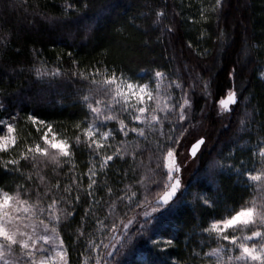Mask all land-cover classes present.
Listing matches in <instances>:
<instances>
[{"label":"trees","instance_id":"obj_1","mask_svg":"<svg viewBox=\"0 0 264 264\" xmlns=\"http://www.w3.org/2000/svg\"><path fill=\"white\" fill-rule=\"evenodd\" d=\"M69 3L72 0H0V104L4 106L0 120L16 124L17 152L38 142L39 133L27 120L31 114L52 123L58 138L75 144L76 124L88 113L83 96L93 87L89 74L97 67L122 68L140 83L149 81L157 68L163 71L173 84L182 86L173 91L174 98L182 90L191 101L187 119L180 122L186 127L181 131L176 117L170 116L162 120L163 127L139 125L145 130L143 137L129 133L127 138L110 139L107 143L112 148L107 154L115 147L122 151L98 176L95 196L99 203L86 195V173L94 157L84 145L75 151L73 172L63 161L60 166L50 160L45 165L41 158L38 168L26 165L22 177L4 174L0 168V187L15 192L23 185L32 192L30 186L39 185L41 192L60 195L55 190L57 182L61 190L71 185L72 199L62 205L71 215L65 219L62 213L59 227L69 264H84L86 257L93 264L98 254L104 257L115 243H110V237L117 235L110 225L115 221L122 228L120 222L129 219L133 220L129 232L118 237L121 243L128 241L127 246L110 261L159 264L163 256L152 239L174 237L177 247L169 249L170 260L212 264V257L205 254L218 243L195 227L209 219V210L197 194L216 198L215 215L242 200L264 198L254 186L242 183L247 170L260 168L256 153L264 140V0H224L223 8L215 13L210 7L215 0H94L96 7L82 18L67 20L63 12ZM158 12L165 15L157 17ZM236 89L237 105L221 115L219 100ZM4 108L18 120L11 121ZM158 114L164 117L163 112ZM107 127L118 129L119 124L112 121ZM172 137L178 139L176 161H183L182 190L173 203L178 199L182 203L163 217L153 214L158 218L150 222L148 237L139 236L137 221L145 218L137 201L143 203L146 195L154 199V179L166 181L164 145ZM198 139L205 144L192 157ZM0 155L7 158V154ZM218 162L232 167L220 168ZM235 168H241L244 175ZM77 183L81 200L73 204ZM101 241L109 247L104 248ZM92 242L99 247L93 248Z\"/></svg>","mask_w":264,"mask_h":264},{"label":"snow or ice","instance_id":"obj_2","mask_svg":"<svg viewBox=\"0 0 264 264\" xmlns=\"http://www.w3.org/2000/svg\"><path fill=\"white\" fill-rule=\"evenodd\" d=\"M223 6L224 0H215L214 6L210 7L211 11L215 13ZM95 7L94 0H72V3L64 5L63 18L67 20L82 18L85 13ZM164 15V12L156 13L157 17ZM201 16H205L203 11H201ZM167 31L170 32L172 29L169 28ZM69 55L71 54L69 53ZM52 75H56V73ZM79 75L83 76V73H79ZM261 75L264 76V69L261 70ZM164 76L165 73L157 68L149 81L140 83L128 77L122 68H94L89 74L90 84L93 87L89 88L88 95L83 96L88 113L81 123L76 124L79 134L76 135L75 144L71 143L70 139L58 138L52 123L31 114L27 116V120L35 126L36 132L39 133L38 142L34 145L29 143L23 150L17 152L19 146L15 135L16 124L9 120H0V133H3L0 134V154H7V158L0 155V168L4 174L12 176L19 174L22 177L26 165L38 168L39 161L43 158L45 165L49 160L57 166H60L62 161L69 164V173H71L76 168L73 163L75 151L84 145L90 156L94 157L89 160L90 166L86 173L88 180L86 195L92 203H99L95 196V191L98 190L96 188L98 176L109 168L110 162L114 161V157L120 156L122 151L121 147H115L112 154H107L108 149L112 148V145L107 143L110 139H115L117 135L127 138L129 133L143 137L145 130L139 125L152 128L160 124L163 127L162 120H167L170 116L176 117V124L180 125L181 131L186 127L180 122L187 119L186 110L191 106V101L182 90L178 99L173 98L167 87H162L161 82ZM89 77H84V79H89ZM153 83L154 88L150 87ZM174 87L181 89L182 86L175 84ZM207 88L208 85L205 84V89ZM238 92L239 89L230 90L226 99L219 100L223 110L221 115L229 112L231 105H237ZM208 94L211 95L210 92ZM149 102H153L155 106L151 107ZM0 107L4 106L0 104ZM4 111L9 115L11 121L18 120V117L9 113L7 108H4ZM160 112L164 113L163 118L158 114ZM125 119L129 123H125ZM112 121L118 122V129L107 127ZM82 124L83 127H81ZM261 127L264 128V124ZM105 128L107 130H103ZM164 135L167 136V134ZM123 143L125 141H120V144ZM203 144H205V140L198 139L192 146L193 157L196 156ZM177 146L178 139L176 137H172L170 142H165L166 181L155 179L152 181V184L156 186L152 189L154 199L149 200L146 195L143 203L137 201L138 207L144 209L143 216L145 218L142 222L137 221V235L139 236L148 237L150 222L158 218L153 214L163 217L165 212L170 214L182 203L180 199L173 203V198L181 190L182 183L180 177L176 175L181 171L183 165V161L179 164L176 161L178 152L175 149ZM256 154L259 157L260 168L247 170V180L242 183L252 185L254 190L258 189L264 193V140L261 141ZM218 167L231 168L232 165L219 164L218 162ZM235 171L244 175L241 168H235ZM32 179L33 177L28 175L27 180L31 181ZM40 179L43 181L44 177L41 176ZM69 179L71 180V176ZM76 179L79 181L80 177L77 176ZM30 187L33 188L32 192L25 189L23 185H18L15 192L0 187V264H69L68 250L59 227L62 219L61 214H64L65 219L71 215L62 207L72 199L71 185L69 184L61 190V185L57 182L55 190L57 193L62 192L60 195H49L48 191L41 192L39 185ZM76 190L77 194L73 204L79 203L81 200L79 183L76 184ZM33 195L35 199H33ZM197 198L209 210V219L195 227L201 233H207L208 238L215 239L218 243L217 248L205 254L208 257H216L213 264H264V198L259 200L252 198L242 200L236 206L229 205L220 215H215L218 207L216 198L201 194H197ZM148 208L151 211H148ZM73 211H75L74 208ZM120 223L122 228L117 226L115 221L110 225V231L117 234L110 237V243H115H112V250L107 252L104 257L99 254L96 256L95 264H102V262L103 264H118V261H110L108 258L112 257L114 253L119 255L120 251L127 246L128 241L121 243V239L118 237L129 232L133 220L129 219L127 223L124 221ZM201 238L204 239L203 236ZM225 242L227 243L225 244ZM101 243L103 244V241ZM116 244H120L119 249L116 248ZM152 244L163 256L159 264H180L179 261L169 259V249L177 247L174 237L162 240L152 239ZM92 247L98 248L99 245L92 242ZM103 247L107 249L109 244H103ZM193 254L199 255V253ZM88 259V257L85 258L84 264H88Z\"/></svg>","mask_w":264,"mask_h":264},{"label":"rangeland","instance_id":"obj_3","mask_svg":"<svg viewBox=\"0 0 264 264\" xmlns=\"http://www.w3.org/2000/svg\"><path fill=\"white\" fill-rule=\"evenodd\" d=\"M261 78L264 80V76L261 75ZM161 83H162V87H167L168 91L172 93V96H173V98H174L175 96L173 95V91H178V89L174 87L175 84H173L170 80H168V78H167L166 76H164V79H163V81H162ZM188 91H189V89H188ZM228 92H229V91H228ZM228 92H227V94H228ZM227 94L225 95V97H224L223 99H226V98H227ZM187 96H188V95H187ZM176 98L178 99V97H176ZM187 98H188V97H187ZM149 104H150L151 107H154V106H155L153 102H149ZM217 107H218V109L220 110V113H221L223 110L221 109V106H220L219 103L217 104ZM189 109H190V107L186 110V112H189ZM224 114H225V113H224ZM197 152H198V151H197ZM190 154H191V152H190ZM191 155H192V154H191ZM165 157H166V156H165ZM192 157H193V156H192ZM166 164H167V161H166V159H165V170L167 171ZM176 175L179 176V173H177ZM181 190H182V186H181ZM174 198H175V197H174ZM174 198H173V200H174ZM226 243H227V242H225V244H226ZM222 258H223V257H222ZM212 260H213V262H215L216 257L213 256V257H212ZM213 262H212V264H213ZM88 264H89V263H88ZM93 264H95V261H94Z\"/></svg>","mask_w":264,"mask_h":264}]
</instances>
